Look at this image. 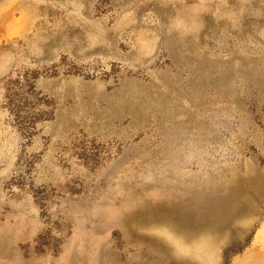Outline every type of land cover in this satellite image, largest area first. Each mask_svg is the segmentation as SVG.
I'll list each match as a JSON object with an SVG mask.
<instances>
[{"label":"rangeland","instance_id":"obj_1","mask_svg":"<svg viewBox=\"0 0 264 264\" xmlns=\"http://www.w3.org/2000/svg\"><path fill=\"white\" fill-rule=\"evenodd\" d=\"M257 185L264 0H0V264H255ZM212 203L198 241L142 223Z\"/></svg>","mask_w":264,"mask_h":264},{"label":"bare ground","instance_id":"obj_2","mask_svg":"<svg viewBox=\"0 0 264 264\" xmlns=\"http://www.w3.org/2000/svg\"><path fill=\"white\" fill-rule=\"evenodd\" d=\"M249 175H250V173H249ZM249 183L250 184L253 183L252 179L247 178L245 181L242 182V184L240 186H236V187L231 188L227 192V194L225 193L224 195H222L221 197L218 198V201L216 202L217 203L216 206L218 208L217 218H216L217 220H221L220 219L221 216H227L224 219L227 221V224H229V221H232V219L230 218V216H231L230 214H231V212H234V210H236L240 214V216H242L246 219L247 216L249 217V213L251 211H256L258 209L259 205H258V207H255L254 205L252 206V205H250V202L247 200V198H249L250 196H249V193L247 191L246 184H249ZM255 188H256V191L258 194V196L255 197L256 201H258V202L263 201L264 200V190H262L261 185H257V187H255ZM263 188H264V186H263ZM213 207H215L214 203H212L209 207H207L206 211L197 212V214H195V215L193 214V210H195V209H189L188 207H185V206L179 207V208L172 206V208H173L172 212H174V213L169 212V214L166 211H161V210L154 211L153 210L144 216V219H142V223L144 225H148V227H150V229L153 228L152 226H154L155 223H157L158 226H159V223L160 224L162 223V225L164 224L165 226H167V229L169 231H171L173 234L179 235V236L183 237L185 239V241L190 242V241L196 239L195 237H197L198 235L203 234L207 230L210 229L209 228V222L211 219H213V216L216 217L215 216L216 215L215 210H212ZM176 213H179V214H176ZM229 218H230V220H229ZM235 224L237 225V223H235ZM238 224H239V222H238ZM247 225H248V220H245L244 224H242V226H239L240 228L238 229V231L235 229L233 231L231 230L230 233H219V234L224 236V240H226V242H232L233 240H235V238L239 237L240 235H244L246 233V232L245 233H243V232L246 231ZM229 227H231V225ZM248 229H249V227H248ZM205 234H207V233H205ZM210 234H213V233H210ZM259 239L262 240L261 237ZM160 241L164 244V248L167 251V253L170 255V257L173 258L174 264H198L197 262H195V260H191V259H188L185 257H181L179 255V253L176 252L175 247L172 245V243L169 241L168 238L166 241H163V240H160ZM207 242H209V241L207 240ZM254 253H256V256H255L256 260L259 259L256 261L255 264H264V248H263V246H261L260 241H256ZM251 258H253V257H251ZM249 261H250V259L247 260L246 264H250Z\"/></svg>","mask_w":264,"mask_h":264}]
</instances>
